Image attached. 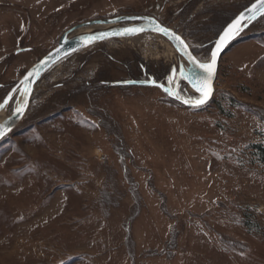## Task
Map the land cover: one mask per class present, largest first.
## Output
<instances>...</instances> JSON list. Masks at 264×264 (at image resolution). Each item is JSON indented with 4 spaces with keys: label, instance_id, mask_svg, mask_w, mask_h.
<instances>
[{
    "label": "rangeland",
    "instance_id": "rangeland-1",
    "mask_svg": "<svg viewBox=\"0 0 264 264\" xmlns=\"http://www.w3.org/2000/svg\"><path fill=\"white\" fill-rule=\"evenodd\" d=\"M253 1L0 0V102L74 25L152 15L206 61L216 28ZM250 25L203 106L116 84L164 82L178 66L155 33L48 69L0 144V264H264V164L251 148L264 144V16Z\"/></svg>",
    "mask_w": 264,
    "mask_h": 264
},
{
    "label": "water",
    "instance_id": "water-1",
    "mask_svg": "<svg viewBox=\"0 0 264 264\" xmlns=\"http://www.w3.org/2000/svg\"><path fill=\"white\" fill-rule=\"evenodd\" d=\"M259 0H254L250 5H248L246 8H244L241 12H238V14L227 24L225 27L222 29L220 34L215 38L214 44L212 46V49L210 50V59L209 60H201L195 52H193L192 47L190 44L185 40L182 35L175 30L174 28H171L165 24H163L157 17H154L152 15L148 14H128V15H120V16H115L111 18H104V19H93L89 20L77 25H74L71 27V29H68L67 31H64L61 38L59 39V43L56 44L57 46L51 49L49 52H47L43 57H40V59L35 62L26 72L24 75L21 77V79L15 83V85L10 89V91L4 96L3 100L0 103H3L4 100H8V104L5 105L3 109H0V115L2 112L5 111V108L8 107L12 99L14 98L13 96H17L16 102L14 106L12 107V112L9 116L4 117L3 119H0V125L7 124L10 127V130L3 136L0 137V144L1 142L9 135V133L13 132V130L18 126V124L21 122V120L25 117L28 107L31 104L32 100V95L36 86V82L41 78V76L52 66L56 65L60 61L64 60L67 58V56H72V54L85 49L91 45H94L99 42H103L109 39H114V38H130V37H135L138 35H142L145 33H155L163 37L166 41H168L177 51V53L180 56V62L177 65L174 66L171 76H173V71L176 70V83H177V88L179 89V84H185L189 90H191V94L188 96H182L184 98L192 97L193 99L199 97V93H197L192 85L187 82V80H181L179 82V70L184 69L188 74H196V75H204V73L196 68L194 65L189 63L187 56L183 54L182 49L180 48V45L172 39L169 36L160 34L159 32L154 30V25L150 24L149 21L155 20L156 23L160 24L162 27H165L169 29L172 33L175 35H178L184 42L185 44L188 45V51L192 53V55L195 57V59L199 62L206 63L211 60L212 53L216 51V45L217 42L220 40V37L224 34V32L229 28V26L233 25L234 22L239 19L241 16H243L245 19L241 21V27L239 32L231 39L229 40L224 47L220 50L218 56H217V63H216V70L215 74L212 78V94L209 96L208 100L206 103L200 105L203 106L207 103L210 102V99L213 98L214 95V87H215V82L217 79L220 63L222 57L227 53V50L231 47V45L237 40V37H239L246 29H248L255 21L260 19L261 16L259 13L256 14L254 19H249V17L252 16V10L254 5H258ZM100 27H107L105 29H98ZM82 28L88 29L87 32L85 33H80L79 31L82 30ZM124 28H143L144 31L140 32L138 34H133V35H111L112 33H120L123 31ZM102 33H108L109 35L105 36L102 39H97L95 42L88 44L86 42V38L89 36H100ZM44 61H47V63H42ZM39 69V75L38 78L36 77H29V79L26 81L25 77H28L29 72H33L35 69ZM169 77V78H170ZM168 78V81H169ZM152 81H155V85L152 83ZM168 81L163 82V81H157L154 76H150L147 79H127L125 81H119L116 84L117 85H142V86H156L159 87L161 91H163V87L168 86ZM23 82V83H22ZM159 85V86H157ZM1 86V85H0ZM28 88L30 89V92L28 95L24 94V89ZM180 91V90H179ZM164 92V91H163ZM166 93V92H164ZM167 94V93H166ZM168 95V94H167ZM169 96V95H168ZM11 97V99H8ZM172 99L177 100V102H181L180 99H176L173 96H169ZM183 105L187 107H198V106H191L189 104L182 103ZM17 107H23L24 111L22 115H17L15 113V110Z\"/></svg>",
    "mask_w": 264,
    "mask_h": 264
},
{
    "label": "snow or ice",
    "instance_id": "snow-or-ice-1",
    "mask_svg": "<svg viewBox=\"0 0 264 264\" xmlns=\"http://www.w3.org/2000/svg\"><path fill=\"white\" fill-rule=\"evenodd\" d=\"M259 13L261 16H264V0H259L258 5L253 6L252 16L249 19H254L256 14ZM245 18L241 16L237 19L233 25L229 26V28L224 32V34L220 37V40L217 42L216 51L212 53L211 60L206 63L199 62L195 59L191 52L188 51V45L178 36L172 33L169 29L162 27L160 24L156 23L155 20L149 21L150 24L154 25V30L159 32L160 34L166 35L174 39L180 48L183 51V54L187 56L189 63L194 65L196 68L200 69L204 75H196V74H188L184 69L179 70V79L187 80L193 87V89L199 93V97L193 99L192 97L184 98L180 91L177 88L176 83V70L173 71V76L169 78L168 86L163 87V91L166 92L169 96H173L176 99H180L182 103L189 104L191 106H200L208 100L209 96L212 94V78L215 74L217 56L220 50L224 47V45L231 40L240 30L241 21ZM143 28H124L120 33H112L111 35H133L143 32ZM109 35L108 33H102L100 36H89L86 38V42L91 44L95 42L97 39H102L105 36ZM42 63H47L44 61ZM39 69H35L33 72H29L28 77H25L27 81L29 77L38 78ZM23 83V82H22ZM155 85V81H152ZM159 86V85H157ZM30 89L25 88L24 94L28 95ZM8 99H11L9 97ZM8 104V100H4L3 103H0V109H3L5 105ZM24 111L23 107H17L15 113L17 115H22ZM10 130L9 125L3 124L0 125V137H3Z\"/></svg>",
    "mask_w": 264,
    "mask_h": 264
},
{
    "label": "trees",
    "instance_id": "trees-1",
    "mask_svg": "<svg viewBox=\"0 0 264 264\" xmlns=\"http://www.w3.org/2000/svg\"><path fill=\"white\" fill-rule=\"evenodd\" d=\"M223 28H221V30H219V31L217 30L218 28H216V34H217L216 37L220 34V31H222ZM214 41L211 42V43H208L207 47L208 46H211L210 49H212V46L214 44ZM251 148L255 150V152H256V154H257V156L259 158V161H261L264 164V144H261V143L253 144ZM244 224H246V223H244ZM129 237H130V232H129V229L127 228V239H129Z\"/></svg>",
    "mask_w": 264,
    "mask_h": 264
},
{
    "label": "flooded vegetation",
    "instance_id": "flooded-vegetation-1",
    "mask_svg": "<svg viewBox=\"0 0 264 264\" xmlns=\"http://www.w3.org/2000/svg\"><path fill=\"white\" fill-rule=\"evenodd\" d=\"M174 66H175V64H173V66H171L169 72L164 76V78H162V79H165V82H167V81H168V78L171 76V73H172V70H173ZM150 76H154V78H155L156 80H158V81L161 80V78L158 79L154 74H149V75H147V78L150 77ZM180 81H181V80H179V82H180ZM180 86H181V82H180V84H179V89H180ZM179 89H178V90H179ZM180 92H181V91H180ZM187 95H188V94H187Z\"/></svg>",
    "mask_w": 264,
    "mask_h": 264
},
{
    "label": "bare ground",
    "instance_id": "bare-ground-1",
    "mask_svg": "<svg viewBox=\"0 0 264 264\" xmlns=\"http://www.w3.org/2000/svg\"><path fill=\"white\" fill-rule=\"evenodd\" d=\"M105 28H107V27H100V28H98V29H105ZM108 29V28H107ZM87 30L88 29H86V30H81V31H79L80 33H85V32H87ZM138 37H139V35H138ZM137 36H135V37H130V38H138ZM115 39V38H114ZM117 39H120V38H117ZM121 39H123V38H121ZM120 39V40H121ZM109 40H112V39H109ZM173 47V46H172ZM174 49V48H173ZM5 116H4V112H2L1 113V115H0V119H3Z\"/></svg>",
    "mask_w": 264,
    "mask_h": 264
}]
</instances>
